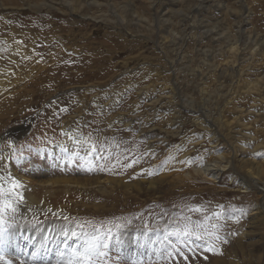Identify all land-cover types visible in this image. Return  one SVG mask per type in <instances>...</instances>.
I'll use <instances>...</instances> for the list:
<instances>
[{
    "label": "rangeland",
    "instance_id": "rangeland-1",
    "mask_svg": "<svg viewBox=\"0 0 264 264\" xmlns=\"http://www.w3.org/2000/svg\"><path fill=\"white\" fill-rule=\"evenodd\" d=\"M256 40L264 0H0V264H264Z\"/></svg>",
    "mask_w": 264,
    "mask_h": 264
},
{
    "label": "snow or ice",
    "instance_id": "snow-or-ice-1",
    "mask_svg": "<svg viewBox=\"0 0 264 264\" xmlns=\"http://www.w3.org/2000/svg\"><path fill=\"white\" fill-rule=\"evenodd\" d=\"M131 166V165H129ZM17 181H12V187H18ZM12 188L5 189L0 185V214L11 210L15 211L16 209L12 207L10 200L5 199V197L11 196ZM3 220L0 218V225H3ZM9 240L7 230L4 227H0V259L4 258L6 249V244ZM108 248L106 243L101 242L98 238H93L90 241L86 242V245L82 252L74 251V259L70 260L68 264H96V260L100 257H106L107 252L105 249ZM6 264H11V261H7Z\"/></svg>",
    "mask_w": 264,
    "mask_h": 264
},
{
    "label": "bare ground",
    "instance_id": "bare-ground-1",
    "mask_svg": "<svg viewBox=\"0 0 264 264\" xmlns=\"http://www.w3.org/2000/svg\"><path fill=\"white\" fill-rule=\"evenodd\" d=\"M263 5V4H262ZM55 7V6H54ZM71 10V9H70ZM73 10H75V9H73ZM76 14H79V12L78 13H76ZM87 15V14H86ZM67 18V17H66ZM63 19V18H62ZM95 19H99V18H95ZM103 20V19H102ZM63 36V35H62ZM57 37H59V36H57ZM63 38V37H62ZM264 42V40L261 42V43H263ZM236 43L238 44V40L236 41ZM260 43V41L259 40H256V44H255V46L256 45H260L261 44ZM59 44V43H58ZM68 47V46H67ZM238 46H232V47H230V50L231 51H235V50H237L238 48H237ZM76 49V48H75ZM13 50V47H11V51ZM10 51V52H11ZM66 50H64V52H65ZM10 52H8V51H6V53H10ZM73 53H77V51H75L74 50V52ZM65 54H66V52H65ZM60 55V54H59ZM77 55V54H76ZM27 57H28V59L29 58H32V59H35L33 56L31 57L28 53H27V55H26ZM82 58V57H81ZM89 58V57H88ZM58 60V59H57ZM87 60H89V59H87ZM96 61H97V63H98V60H95V59H93V60H89V62L91 63V64H93V63H96ZM59 62V61H58ZM57 63V62H56ZM88 64V63H87ZM90 67H92V66H90ZM264 88V78H262L261 80H258L257 82H255L252 86H250V90L251 91H255V92H260V91H262V89ZM23 129H27V127L25 126V127H22ZM22 129V130H23ZM21 130V131H22ZM244 148H242V146H241V150H243ZM6 157H8L7 156V153H3V151L2 150H0V163H1V165H0V167H1V171H0V173H2V174H5V171H2V170H4V167H5V165L3 166V168H2V163L4 162L5 163V158ZM225 169H226V166H221L219 163H210V164H207L205 167H203V168H200V169H196V171L198 172V173H201L202 175H204V176H210L212 179L214 178V177H217V175H220L222 172H224L225 171ZM4 177H5V175H3ZM2 176V177H3ZM1 177V178H2ZM12 177V176H11ZM0 178V179H1ZM16 179V178H15ZM5 180V179H4ZM18 180V179H17ZM19 180H21V179H19ZM22 181V180H21ZM66 184H69V183H66ZM242 186H244V189H249L250 187H253L248 181H245V180H243L242 181ZM18 188L16 187L15 188V190H17ZM261 189V188H260ZM260 191H262V193H263V195H262V197H261V201H259V205H258V207H257V212L258 213H255V214H261V216H262V218L264 217V189L262 188ZM19 193H23L24 194V197H25V201H32V202H34L35 200H34V198L33 197H30L27 193H25V192H19ZM261 202V203H260ZM18 208V207H17ZM24 208H25V203L20 207V210L22 209L23 211H25L24 210ZM31 208V206L28 208V210ZM21 212V211H20ZM22 214H24L23 212H21ZM262 221H264V218L263 219H261ZM264 257V256H263Z\"/></svg>",
    "mask_w": 264,
    "mask_h": 264
}]
</instances>
